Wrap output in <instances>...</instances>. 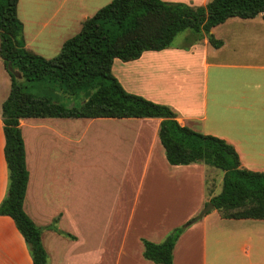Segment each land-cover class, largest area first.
I'll return each instance as SVG.
<instances>
[{
    "label": "crops",
    "instance_id": "obj_1",
    "mask_svg": "<svg viewBox=\"0 0 264 264\" xmlns=\"http://www.w3.org/2000/svg\"><path fill=\"white\" fill-rule=\"evenodd\" d=\"M25 1L16 5L24 47L40 55L59 50L70 27L80 28L111 0ZM164 1L198 6L208 0ZM209 33L219 47L205 35L193 41L186 30L183 46L172 41L134 60L114 59L111 73L125 91L168 106L180 125L224 139L241 167L264 172V19L231 17ZM8 90L0 58V200L7 185L1 103ZM159 121L19 119L28 172L22 208L42 227L48 264H155L142 257L141 240L160 242L216 194L211 166L166 161ZM53 218L72 237L47 228ZM0 264H32L7 216H0ZM172 264H264V220L220 218L211 208L180 233Z\"/></svg>",
    "mask_w": 264,
    "mask_h": 264
},
{
    "label": "trees",
    "instance_id": "obj_2",
    "mask_svg": "<svg viewBox=\"0 0 264 264\" xmlns=\"http://www.w3.org/2000/svg\"><path fill=\"white\" fill-rule=\"evenodd\" d=\"M16 5L17 0H0V58L9 77L8 94L1 103L7 185L0 216L12 220L32 264H48V260L40 241L42 227L22 208L28 172L20 118H160L157 136L170 165L203 163L222 171L220 189L208 200L220 218L264 220V172L241 167L236 150L224 139L180 125L168 106L125 91L111 73L114 59L130 61L143 51L167 48L185 30L193 41L205 35L211 46L219 47L221 40L210 29L231 17L248 19L260 14L264 19V0H208L198 6L164 0H111L85 18L50 58L24 47ZM8 63L20 73L19 78L7 69ZM24 81L55 84L60 94L77 95L79 103L68 107L37 96L27 90ZM55 222L53 218L46 227L72 237L57 229ZM188 225L186 221L172 228L160 242L142 239V257L155 264H172L174 243Z\"/></svg>",
    "mask_w": 264,
    "mask_h": 264
},
{
    "label": "rangeland",
    "instance_id": "obj_3",
    "mask_svg": "<svg viewBox=\"0 0 264 264\" xmlns=\"http://www.w3.org/2000/svg\"><path fill=\"white\" fill-rule=\"evenodd\" d=\"M25 2H26L25 0H20V5L19 6L23 7V4H26ZM78 29H79L78 27L75 28V29L70 27L69 28V33H67L66 37L73 35L74 33H76V31ZM185 31L179 32L173 38L172 41H173L174 44H179V45H182V46L184 45L186 40L183 39L182 34ZM188 42H190V41H188ZM57 52H58V50H55L54 52L46 51V52H42V54H40V55L42 57H45V58H50V57L54 56ZM24 84H26L27 90L29 92H31V93H33V94H35L37 96H46V97L51 98L52 100H57V101L61 102L62 104H67L68 107L70 105H73V104L77 105L79 103V100H80L77 95L69 96L68 94H60L58 87L55 84H52V83H45V82H41V81H31V82H25L24 81ZM69 121H73V119H68V122ZM210 168L214 169L215 172L218 174V176H216V177L215 176H213V177L211 176L212 177V181H213L214 185L216 186V192H214V193H217L219 191V189H220V181L218 182V180L220 179V175L222 174V171L220 169H217V168H214V167H210Z\"/></svg>",
    "mask_w": 264,
    "mask_h": 264
},
{
    "label": "water",
    "instance_id": "obj_4",
    "mask_svg": "<svg viewBox=\"0 0 264 264\" xmlns=\"http://www.w3.org/2000/svg\"><path fill=\"white\" fill-rule=\"evenodd\" d=\"M7 69L17 78L20 77V73L17 70H12L11 67L9 66V63L7 64ZM72 105H70L69 107H71ZM212 208V204L211 203H206L205 206L203 208H201L199 210V212L193 216L190 220L189 223H192L196 220H198L199 218H201L208 210H210Z\"/></svg>",
    "mask_w": 264,
    "mask_h": 264
}]
</instances>
